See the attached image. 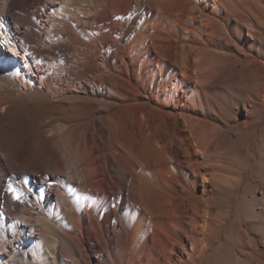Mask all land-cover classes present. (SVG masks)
<instances>
[{"label":"bare ground","instance_id":"1","mask_svg":"<svg viewBox=\"0 0 264 264\" xmlns=\"http://www.w3.org/2000/svg\"><path fill=\"white\" fill-rule=\"evenodd\" d=\"M4 1L1 43L24 54L0 60V264H207L221 143L261 142L264 1L57 0L52 29L46 0Z\"/></svg>","mask_w":264,"mask_h":264},{"label":"rangeland","instance_id":"2","mask_svg":"<svg viewBox=\"0 0 264 264\" xmlns=\"http://www.w3.org/2000/svg\"><path fill=\"white\" fill-rule=\"evenodd\" d=\"M254 1L260 4L264 0ZM46 2L48 3L47 9L42 14L41 20L47 23V28L52 29L54 27L48 24L49 17L53 14H57L60 5L57 0H46ZM4 3V0H0V6H3ZM46 35L48 38H42L43 47L49 48L56 41H59L56 42L58 45L64 43L62 39H56L51 32L47 31ZM263 45L264 43L260 48L253 45L251 47V49H253L252 52L251 49L247 51V53H251L253 58H248V60L257 59L258 61H264ZM259 49L262 50L259 51ZM23 54L24 51L18 47L11 49L3 45L0 38V60H8L10 58L15 60L18 65L22 66L21 60ZM249 65L254 71H258V73L261 71L262 65L258 62L253 61ZM40 75L45 76L44 73H34L31 75L30 79H32V84L34 86L47 87V85L38 80ZM230 76L233 77L232 82L236 84L240 79H245L248 73H244L242 76V72L234 69L231 71ZM245 90H243L244 92L242 93L232 86L233 93L239 94V96L242 97L245 96ZM31 99L33 100V98ZM231 106L230 112L234 114L235 110H237L234 108L236 102H232ZM24 108L28 112V108L31 109L29 114L33 118L41 116L44 112V110L41 111L38 106L30 103H26ZM1 111H3L2 108L0 109V112ZM210 112V116L207 111H204V116L201 115L200 117L212 122L213 125H220L221 120L224 119L223 115L219 114L220 112L217 111ZM260 128L261 142L259 141V145L264 148V124ZM229 138L231 141H229L228 138H224L221 145L229 146V150L232 154L231 157H235V161H232V168L230 171L226 172L224 177L226 180L223 178L222 182L220 181L221 185H223L226 190H218L215 194L217 205L220 204L221 209H218V214L214 216L216 220L214 218L215 221H213V223L215 222V226L213 230L209 231L208 243L210 245L212 244L209 247L215 246L213 247L214 249L209 248L207 250L210 252L206 251L209 257L212 256L207 264H264V159H262V161H259L256 157H250L244 161H238L236 159V151L243 145L245 146L248 143H252L253 150L255 151L257 149L256 147L259 145L255 146V144H253L258 143V140L255 139V135L249 134L240 137L230 136ZM30 212L32 213L33 211L30 210Z\"/></svg>","mask_w":264,"mask_h":264}]
</instances>
